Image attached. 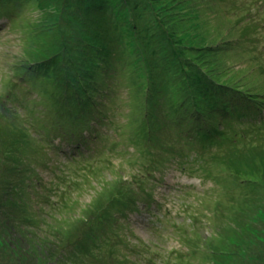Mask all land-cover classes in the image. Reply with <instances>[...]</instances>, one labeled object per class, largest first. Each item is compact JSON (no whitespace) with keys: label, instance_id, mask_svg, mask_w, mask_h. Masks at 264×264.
<instances>
[{"label":"rangeland","instance_id":"obj_1","mask_svg":"<svg viewBox=\"0 0 264 264\" xmlns=\"http://www.w3.org/2000/svg\"><path fill=\"white\" fill-rule=\"evenodd\" d=\"M203 1H180L189 3V33L179 0H0V264H264V127L241 118L255 112L252 98L264 107V9L207 0L200 14ZM179 28L189 49L172 46ZM65 32L74 38L59 52ZM99 35L109 56L93 74L89 55L100 56L87 40ZM226 71L235 76L223 85ZM79 80L118 114L128 153L68 163L50 148L39 119L50 122ZM177 100L191 112L211 107V121L243 137L191 170L196 160L173 123ZM154 174L163 179L156 188Z\"/></svg>","mask_w":264,"mask_h":264},{"label":"trees","instance_id":"obj_2","mask_svg":"<svg viewBox=\"0 0 264 264\" xmlns=\"http://www.w3.org/2000/svg\"><path fill=\"white\" fill-rule=\"evenodd\" d=\"M151 1L152 3L160 4V6H163V7L170 6L169 0H151ZM180 1L181 0H179L180 5L182 4L185 9V11H182V14H184V17L181 19V22H182L181 25L185 24L186 28H188V31H189V27L186 21L189 16V14H187L189 10V3L188 2L181 3ZM203 2L204 3H201L200 7L198 8L200 14H201L200 12L201 8H204L205 6H206V9L210 10V7L208 6H210L211 3L209 4L207 0H204ZM172 4L175 5L177 3L172 2ZM259 5L262 9H264V0H259ZM178 6L179 5H177V7ZM217 9L218 8L216 7L213 11L216 12ZM190 19H191V23L194 24V26H197L196 25L197 17L195 13H192V15L190 16ZM228 25L230 26V24ZM192 27L191 29L195 33L194 35L191 34L193 38L194 36L196 37V39L197 37L200 38V36L197 35V33L193 30ZM182 31H184V29H182ZM182 31L179 28L177 36H176L177 37L176 42L174 43L173 41L174 44L172 46L175 49L179 48V46H183L187 49L190 48L186 40H184L180 36V33ZM189 33L191 32L189 31ZM61 36H59L60 40L58 41L59 44L57 45L59 52L61 51L60 49L64 47V45H71L72 44L70 43L71 38H74L73 36H71L70 34L66 32L62 38ZM76 37H77V43H80L78 36ZM99 37L100 35L97 37L90 36V38L87 40V41L89 40L92 41V43L89 41V45L93 47V52H95L96 54L98 53L100 56V61L98 62L97 56L91 55V53L89 55V57L92 58L90 61V65H92V67L99 66L98 68H94V67L92 68L93 74H96L99 71H103L102 64L104 63L101 62V60L104 59L107 61V56H109V53L107 54V51H109L107 46L103 42L98 40ZM130 44L131 43L128 44V48L129 50L133 51L134 47L132 48ZM176 55L180 56L178 55V53ZM188 57H190V55L185 58L189 59ZM180 58L178 59L180 60V62H182L184 60V57L181 59ZM198 67L200 68V66ZM116 68L118 69V67ZM201 70H203V68ZM154 71L155 70H151L152 73ZM221 72L223 73L224 70H221ZM225 73L226 74L224 75V77L222 79H219V81H221L220 83H222L223 85L224 83L231 80L233 76H235L234 72L230 73L226 71ZM24 74L25 73L20 75V78ZM122 75L123 74L119 75L118 77H121ZM111 78H114V76L111 75L110 79ZM105 81L106 79L103 78L101 82H105ZM25 82H29V80L27 79ZM86 85H87V81L79 80L77 83V87H78L77 91L76 90L70 91L72 89L71 88L72 85L71 84L66 85L64 87L66 89L65 91H70V92L67 93L64 97L62 96L63 104L58 103V101L55 104L57 105V108H56L57 112L55 114L62 115V116L59 118L57 115L53 116L50 122L48 118L39 119L40 123H42L43 125L44 134H46L48 137L49 145L52 146L50 148L53 150H56L58 153L63 154V156L68 161V163L69 162L79 163L80 160H89L103 153L107 155L108 154L123 155V154H119V152L122 153V148L125 152L124 154L128 153L126 152L125 145L120 143L121 141L120 133H119V130L117 129L119 124L116 123L118 114H116V117H115L116 120L114 118H111L110 114L108 112H105L106 110L105 108L107 107V101L99 102L97 99L93 100L91 98V95L90 94L87 95L86 93L87 92ZM102 88H103V85L98 89L99 93L101 91L105 94H108V96H110L108 93L110 89L107 88L106 91H102L101 90ZM37 89H38V85H37ZM233 91L240 92V90L237 88H235ZM46 100H49V102L52 101L49 98H47ZM33 101L39 103V101L36 98H34ZM179 102L180 101L177 100V103ZM246 103L248 106L254 107L255 112H252L251 115H245V117L244 116L242 117L240 116V117L243 118V121L247 123L248 126H251V125L253 126L256 124V125H259L258 128L264 127V113H262V111H264V107L261 106L260 108L258 101L253 98ZM46 105L49 108L54 107V106H50V104L48 103H46ZM179 105L181 107H178V104L176 105L178 114H176V117L174 118L173 123L175 124L176 127L182 130L183 133H185L182 135V139L185 140V144H187L186 145L187 147L184 148L183 153L185 154V156H187V158L190 157L191 159L196 160L191 170H193L194 168L196 171L206 169L205 165L207 164V159H208L207 157L215 153L213 152L214 149L224 144H229L231 146H234L235 144L233 143L238 142V140H240V138L243 137L241 136V134H236V133L226 134V131L224 130V128L227 130L228 127H231L232 126L231 122L229 121L223 122L218 118L215 119V121H211L212 120L211 115H213V113H211L210 111V109H212L211 107L207 109V115H206V113H203L202 111H199V110H195L193 112L188 111L187 108H184L185 109L184 110L183 109L184 106L180 103ZM227 108L231 109V107L229 106L226 107V110ZM230 115L235 117L233 112H230ZM214 116H218V115L214 113ZM38 117H40L39 114H38ZM207 117H208V120H207ZM56 120L57 122H55ZM57 138H59L61 142L58 143L56 146L52 145V142H54ZM62 141L64 142V145H61ZM103 143L105 145L102 146ZM190 144H196L197 150H193L192 148H190ZM186 152H188V154ZM206 152H208V154ZM187 161L188 159L186 161L184 160L185 163H188ZM214 161L224 162L223 160H221L220 157L216 158ZM189 172H190V167L184 166L182 174L186 173L187 175ZM238 174L240 175V173ZM239 175L235 173V177H237L240 181H247L250 183H254L256 181L254 176L247 177L246 175H243V174H241L240 176ZM189 177H193V176L189 175ZM153 180H155L153 181V187L156 188L160 186L163 179H162V176L160 175L156 176L154 174ZM150 195H151V192H150ZM128 205L133 206V212L136 214L140 215V213L143 212L141 211L143 209V206L141 205L139 208L134 204H128ZM128 205L126 207H128ZM143 205L146 208L145 211H149L147 208L149 207L150 204L144 201ZM117 211H119V209H117ZM122 216H124V214ZM110 218L118 221V219L122 217L118 216L117 213L113 212ZM124 218L127 219V217H124Z\"/></svg>","mask_w":264,"mask_h":264},{"label":"bare ground","instance_id":"obj_3","mask_svg":"<svg viewBox=\"0 0 264 264\" xmlns=\"http://www.w3.org/2000/svg\"><path fill=\"white\" fill-rule=\"evenodd\" d=\"M218 10H219V9L216 10L217 13H218ZM216 95H217V94H216ZM193 139H194V138H193ZM245 157H246V159H247V155H245ZM256 195H257V194H254L253 196H256ZM219 209L223 210V209H225V207L220 206ZM61 217L63 218L64 216L61 215ZM218 225H219V224L216 225V228H217L218 230H225V229H223L222 227H221V228L218 227ZM221 226H222V225H221ZM89 264H92V262H89Z\"/></svg>","mask_w":264,"mask_h":264},{"label":"snow or ice","instance_id":"obj_4","mask_svg":"<svg viewBox=\"0 0 264 264\" xmlns=\"http://www.w3.org/2000/svg\"><path fill=\"white\" fill-rule=\"evenodd\" d=\"M2 26H3V25H2V24H0V28H2Z\"/></svg>","mask_w":264,"mask_h":264}]
</instances>
